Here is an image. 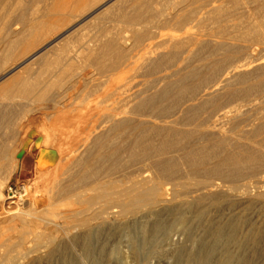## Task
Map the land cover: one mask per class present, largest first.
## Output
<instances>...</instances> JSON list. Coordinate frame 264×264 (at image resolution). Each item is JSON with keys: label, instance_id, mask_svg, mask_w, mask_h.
Returning <instances> with one entry per match:
<instances>
[{"label": "bare ground", "instance_id": "obj_1", "mask_svg": "<svg viewBox=\"0 0 264 264\" xmlns=\"http://www.w3.org/2000/svg\"><path fill=\"white\" fill-rule=\"evenodd\" d=\"M71 1L28 17L35 0H0V72L11 76L0 85V264H126L121 239L134 254L193 229L185 263L264 264V176L242 182L264 168V56L234 57L264 45V0H74L54 41L94 15L122 22L138 44L181 12L161 50L139 59L153 78L137 88L117 72L130 65L123 29L80 42L81 56L46 51L52 42L29 53L67 22L60 7ZM87 67L102 82L71 97L63 86ZM49 68L54 82L42 79ZM35 150L33 181L10 188Z\"/></svg>", "mask_w": 264, "mask_h": 264}, {"label": "rangeland", "instance_id": "obj_2", "mask_svg": "<svg viewBox=\"0 0 264 264\" xmlns=\"http://www.w3.org/2000/svg\"><path fill=\"white\" fill-rule=\"evenodd\" d=\"M36 2L33 3L31 9L29 12H27V16L28 17H36V16H39L41 13V10L42 8L44 7V5L46 6L47 4L50 5L52 3L55 4V5H61L62 2L64 0H56L57 2H54L53 0H45V3H44V0H35ZM50 1V2H49ZM102 1H106V0H100V2ZM120 1V0H118ZM47 2V3H46ZM59 2V3H58ZM74 0L71 1V3H65V5L61 8H63L65 11H63L61 16L65 17L64 19L68 22L66 23H63L62 27H60L59 29H56L55 32H54V36H50L49 38L47 37L45 39L44 42H42V44H39V46H36L35 49L31 50L29 53H33L36 49H38L41 45H45L47 43H50L52 42L48 48H46V51H50L51 53H55V50L58 51V49H61L63 46H65L66 48H68V56H81L79 54V51H80V47L82 44L81 43H90V42H96L97 39H100L101 37H103L104 35L106 36H111L113 35V33L115 34L116 32H119V31H124V35H126L127 37V41H126V47L128 48V56H129V59H128V63L130 64L129 66L127 67H120L118 69L117 72H121L122 73V77H123V80L127 81L128 83L131 84L132 87H134L136 85V88L137 87H141V85L143 86V82L145 80H148L149 78H153V75H145L141 72V70L139 69L140 68V62H142L141 60L148 54L150 53H153V52H156L161 50L162 46H161V43L162 41L164 40H167L168 37L170 35H174L175 34V25H174V22H175V19L173 18H176L177 15L181 14L180 11L175 12L174 10H170L169 12L167 11V16L169 17L170 16V20L169 22L165 23V24H160V26L158 28H154L152 29L151 31L153 33L150 34L149 37H145L142 41L138 42V44H136L137 42H134L129 36V33L126 29V26L125 24H123L122 22H119L117 23V21H113L112 20H105L103 22H99L98 19H92V17L94 16H91V18L85 20L84 22L80 23L77 27L78 28H75L74 30H72L71 32L63 35L61 38L57 39L54 41V39L59 36L60 34H62L68 27V25L71 23V21H73L72 17H69L71 15V13H73V10H74ZM195 3H192L190 2V4H192L190 6V4L186 5V7H184L182 10L186 11L188 9H192L194 7H197L200 2H196V1H193ZM50 3V4H49ZM61 3V4H60ZM35 4V5H34ZM73 4V5H72ZM108 6L111 5V2L109 4H107ZM106 5V6H107ZM105 6V7H106ZM107 6V7H108ZM105 7L101 8L98 12L96 13H101V11H103V9H105ZM106 7V8H107ZM67 9V10H66ZM110 9V10H109ZM107 9V14L109 13V11L111 13H114V8H109ZM112 9V10H111ZM39 10V11H38ZM32 11V13H31ZM175 12V13H174ZM180 12V13H179ZM95 13V14H96ZM170 13V14H169ZM79 14V13H77ZM171 14L173 15H176V16H172ZM69 15V16H68ZM59 16V15H58ZM70 19V21L67 19ZM56 18V19H55ZM174 20H172V19ZM46 19V20H44ZM48 19V20H47ZM57 19L58 17L57 16H53V19L52 17L49 18V17H44L43 20L44 21H48L50 20L51 23H54V24H57ZM54 21V22H53ZM111 21V22H109ZM49 22V23H50ZM172 22V23H171ZM19 23V24H18ZM16 23L15 27L17 29H20L22 27V23L21 22H18ZM67 25V27H66ZM84 25V26H83ZM88 25V26H87ZM106 25V26H105ZM108 25V26H107ZM112 26V27H111ZM121 27V28H120ZM64 28V29H63ZM86 28V29H85ZM102 28V29H101ZM113 28V29H112ZM172 28V29H171ZM209 28V27H208ZM104 29V30H103ZM119 29V30H118ZM199 27H193L190 31H192L193 33L196 31V33L199 31ZM59 30V31H58ZM102 30V31H101ZM202 30V28L200 29ZM115 31V32H114ZM110 32V33H109ZM57 33V34H56ZM82 33V34H81ZM109 33V34H108ZM78 34V35H77ZM78 36V37H77ZM97 36V39L94 40ZM52 37V38H51ZM77 37V38H76ZM81 37V38H80ZM94 39H92V38ZM80 38V39H78ZM82 39V40H81ZM85 39V40H84ZM92 39V40H90ZM47 40V41H46ZM75 40V41H74ZM78 40V41H77ZM54 41V42H53ZM62 41V43L60 42ZM73 41V42H72ZM84 41V42H83ZM81 42V43H80ZM72 43V44H71ZM133 43V44H132ZM58 44V45H57ZM63 44V45H62ZM134 46V47H131L130 46ZM56 45V46H55ZM160 45V46H159ZM159 46V47H158ZM133 48V49H132ZM157 48V49H156ZM262 48V49H261ZM56 53L59 54V51ZM75 51V52H74ZM150 51V52H149ZM153 51V52H152ZM73 52L76 54H73ZM148 53V54H147ZM248 53V54H247ZM246 54H238L237 56H234V57H238L239 60H244L245 59V56H246V59H249V58H255V57H260L261 54L262 56H264V45H254ZM250 53V54H249ZM50 55V54H49ZM145 55V56H144ZM241 55V56H240ZM248 55V56H247ZM1 56V55H0ZM131 56V57H130ZM255 56V57H254ZM133 57V58H132ZM240 57V58H239ZM242 58V59H241ZM141 59V60H139ZM80 62V63H79ZM76 65L78 66V68H81L83 69V67H81L83 65V63H81V61H75ZM82 64V65H81ZM127 64V63H126ZM8 69V68H7ZM50 70H55V72L53 73L52 71ZM58 69H53V68H49L46 73L44 72L42 74V79H46L47 80H50V82H54V80L56 81L57 78H56V75L58 74L57 72ZM48 71H50L48 73ZM53 74H52V73ZM81 72V73H80ZM89 74H88V73ZM96 72V73H94ZM13 72H11L12 74ZM15 73V72H14ZM51 73V75L53 76H49ZM80 73V77L76 80L75 82L69 84V85H66V86H63V88L65 90H67V92L69 93L68 95H70L71 97H73L74 93H77L78 89L81 90L84 86H88V87H92L91 85L94 86V84L96 83L97 85L99 83H101L102 81H100L101 79V75H99L100 79H98L99 77L96 76L97 74V71H94V69L90 68V67H87L85 68L84 70L82 71H79ZM87 76H86V75ZM49 77H48V76ZM143 75V76H142ZM46 78H45V77ZM55 76V77H54ZM84 76V78H83ZM91 78H89V77ZM94 76V77H93ZM10 74H8L6 72V70L4 71H1L0 72V85L4 84L8 79H9ZM58 77V75H57ZM82 77V79H81ZM88 78V79H87ZM93 78V79H92ZM97 78V79H96ZM103 78V77H102ZM53 79V80H52ZM84 79L86 81H84ZM91 79V80H90ZM97 82H95L96 80ZM52 80V81H51ZM103 80V79H101ZM3 81V82H2ZM94 81V82H93ZM77 82V83H76ZM89 82V83H88ZM124 82V81H123ZM80 83V84H79ZM92 83V84H91ZM89 84V85H88ZM95 84V85H96ZM74 88V89H73ZM76 95V94H75ZM69 105L71 104V102L68 103ZM75 105V103L72 104V106ZM71 108V107H70ZM31 127H35V129H37V125L35 123H32L31 124ZM27 139V137H25ZM23 139L22 141L18 140V142H16L17 144V149H20L24 143V141L26 139ZM37 143V137L33 136L31 139H28V146L27 148L25 149L24 151V154L27 152L29 146L31 144H36ZM35 152V153H34ZM33 153H32V156L30 157L29 159V167L23 171L21 174H17L12 180L11 182H9V187L12 188V189H17L19 190L20 188H22V186H28V184L30 185V183L33 181V176H34V172H33V168H34V160H33V155H35L37 153V150H35ZM23 154V156H24ZM21 159V158H20ZM22 175V176H21ZM21 176V177H20ZM262 176H264V168L261 169L255 176H252L251 178H244V180L242 181L243 183H250L251 185H254L258 179H260ZM245 181V182H244ZM125 184H121V183H116V188L114 189L115 191H120L122 187H124ZM169 183L166 184L165 188L166 187H169ZM169 189V188H167ZM113 198H116V199H121V194L120 193H117L115 195H113ZM240 209L237 208L235 210H223L222 212H220V216L223 217V218H226V217H229V216H232V214H234V216H238L240 211ZM237 212V213H236ZM213 214V213H212ZM228 214V215H227ZM213 215H217V214H213ZM219 217V216H218ZM250 217L251 218H254L255 217V214L252 213L250 214ZM192 230V234L190 236V239L187 238L185 235H182V234H177L174 238H176V247L175 246H172L171 248L167 247V246H163L161 248H155V244H156V240L154 238H149L148 241H147V244L145 247H138V250L132 254L129 250V245L124 241V239H121V245L120 247H122V251H123V254H124V257L125 258H122L123 260L125 259L126 261V264H195V262H189V263H185V255L186 252L189 250V245H190V241L191 239L194 238V236H196L198 234V230L196 229ZM195 232V233H193ZM132 235H133V238L135 240H137V242H139L141 240V236L138 232V229H134L132 231ZM4 239V238H3ZM0 240V241H3ZM126 243V244H125ZM181 245H180V244ZM127 245V246H126ZM2 248V249H1ZM0 248V255L4 254L5 252V249L4 247H1ZM124 248V249H123ZM166 248V249H165ZM127 254V255H126ZM128 256V257H127ZM122 257V256H121ZM169 257V258H168ZM1 264H8V262L6 260H3L1 262Z\"/></svg>", "mask_w": 264, "mask_h": 264}]
</instances>
